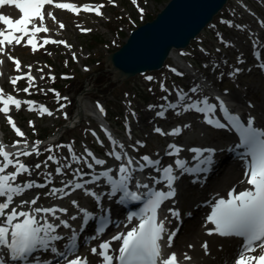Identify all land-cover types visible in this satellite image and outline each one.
<instances>
[{
  "label": "snow or ice",
  "instance_id": "1",
  "mask_svg": "<svg viewBox=\"0 0 264 264\" xmlns=\"http://www.w3.org/2000/svg\"><path fill=\"white\" fill-rule=\"evenodd\" d=\"M111 2V0H110ZM135 3V0H133ZM54 0H0V55H6L7 59L15 64L17 71H21V62L9 54V49L16 45H21L22 41L27 38L24 46H31V50L35 53L38 50L34 38L39 33H48L49 29L45 25V17H50L55 21L52 11H47L46 5H52ZM4 5L12 6L18 11V18H13L11 15L4 14L2 7ZM104 5H84L82 10L95 11L97 16H102L101 9ZM56 9H66L68 11L79 14L81 8L71 3H55ZM141 13L143 9H140ZM261 27H264V21H261ZM230 27L233 25L230 23ZM59 27L63 29L64 24ZM235 28L243 30L244 26L236 24ZM85 31H90L85 30ZM222 39V38H221ZM46 44H65V41L45 38L43 47ZM71 47L70 45H66ZM225 46H231L225 42ZM254 49L264 45H259V42L254 43ZM219 51V49H217ZM254 59L257 61V67L264 71V60H262L261 51L253 52ZM73 59L75 55L73 54ZM4 61L0 60V64ZM237 63L243 64L244 61L237 58ZM216 65H214L215 67ZM28 73L25 74L29 82L28 87L22 89L24 93L31 94L30 88L36 87L35 77L31 75V65H28ZM242 69L235 68L227 75L234 77L241 72ZM43 72V69H38ZM175 72L176 70L173 69ZM183 75V73H177ZM223 75V73L221 74ZM24 76H15L11 78L10 83L15 91L17 81L23 79ZM41 80L44 79L42 75ZM151 80V77H148ZM161 91L168 92V89L163 83L160 85ZM43 92V89H39ZM48 91H54L49 89ZM176 101H169L168 96H163L161 99L165 102L160 105H149V109L159 108L156 116L164 119L166 112L173 111L176 116L182 113L195 112L203 116L204 123L216 129L230 128L239 136V143L233 149H243L238 153V158L244 163V179L241 184H247L249 187L237 192L235 187L227 193V198H218L212 204L211 212L206 217V223H210L213 227L207 229V235L216 234L224 238H240L241 243L238 245L236 255L232 264H264V129L255 126V117H249L246 123L241 122V118L233 114L226 104V101L219 95L214 97V102H210L207 95L200 96L204 91L200 85L191 87L187 92L183 89H175ZM227 91V90H226ZM226 94V92H225ZM57 100L67 99L61 98L58 93L55 94ZM193 96L198 98L193 99ZM36 102L31 100L21 101L11 94L5 95L4 90L0 88V113L7 118V124L12 127L17 137L22 138L16 140L11 145L15 151L7 150V146L0 143V264H52V260L56 259L57 264H89L87 257L78 255V238L80 232L85 230V226L97 216L89 212L86 208L81 207L76 199H71V205L78 210L77 214L68 216V209L53 204L49 207L36 206L40 200V195L37 194L31 199H24L25 193L36 188H48L44 192L45 197H55L59 201L65 198L72 197L74 193L82 191L85 196L92 197L98 208H102L103 222L95 228V234L86 238L91 240L100 239L105 233L108 223L110 210L103 208L101 199L105 193H97L93 187H99L100 182L109 187L106 193L109 199L120 194L117 203L124 204L125 202H143V206L138 212H131L127 215L126 232H118L108 240H101L97 247L91 248V254L100 259V264H180L175 252L165 256L163 251L164 244L162 241L166 239V247H173V239L176 231L169 232L166 227V222L169 221V215L175 220H180V212L174 207L167 208V214L163 219L160 218L162 205L166 201H173L176 196V188L174 187L180 176L185 173H201L207 172L214 160V149L190 148L189 152L194 153L192 160L197 163L189 166L185 159H175L173 164L162 166L160 159H152L148 155L141 156L138 160H134L127 151L125 146L119 143L112 134L104 129L105 135L108 137L110 144L113 146L107 156L120 162L118 169L115 170V177L111 174L114 169L112 167L105 168L107 161L102 158H97L95 154L88 148L84 149L82 155H77L71 144L56 145L57 149L66 148L70 161L61 163L55 155H48L43 166L48 167L47 162L51 161L58 165L55 168V175L62 177L60 187H49L53 185V173L48 172L44 176V183H37L36 180H26L23 183H18V177L27 174L31 176L35 170L41 169L42 165L37 163L33 166L21 160V157L39 156L40 141H35L29 145L27 139H24L25 133L13 121L9 115L11 109L21 110L22 104H26L28 111H35L33 105ZM100 112L103 113V108L97 105ZM61 109L65 105H60ZM179 109V111L177 110ZM39 114L43 116L47 114L52 116L53 113L44 106L39 107ZM135 117V113H132ZM220 117L224 122H221ZM29 126L34 127L32 121H29ZM191 125L184 124L182 127L177 126L169 132H165L160 127H154L153 131L162 136H180L184 129L190 128ZM129 133L130 129H126ZM96 135L95 132L92 133ZM136 145L144 147L141 141H136ZM136 145H133L135 150ZM167 156H179L183 149L176 144H169ZM119 149V150H117ZM44 151L53 152L50 146ZM69 157L65 159L68 160ZM83 164L84 168L73 167V165ZM100 169L97 171L96 168ZM12 168L13 171H8ZM71 169L68 173L65 170ZM146 169H152L158 175L150 176L151 185L142 183L136 179V173H143ZM179 171V175L175 171ZM70 175L71 178H67ZM135 181L136 189L145 191L130 190V184ZM195 182V181H194ZM162 187H157L161 186ZM166 189V190H165ZM16 198H20L18 203H15ZM68 216V219L62 217ZM82 217V222L79 230L73 227L70 221H75ZM133 220L138 221L132 224ZM58 222V223H57ZM132 224L131 227H128ZM69 230V235L59 233V229ZM119 242L118 254H114L113 242ZM62 243V247H58V243ZM194 246L188 245L191 249ZM201 247L204 250V255L208 256L209 244L203 242ZM50 254L51 258H44ZM193 257L187 252L184 253L185 261H192Z\"/></svg>",
  "mask_w": 264,
  "mask_h": 264
},
{
  "label": "rangeland",
  "instance_id": "2",
  "mask_svg": "<svg viewBox=\"0 0 264 264\" xmlns=\"http://www.w3.org/2000/svg\"><path fill=\"white\" fill-rule=\"evenodd\" d=\"M74 1L80 4L85 2L94 5H104L101 9L102 16L84 13L72 15L67 12L53 11L57 14L55 18L58 19V22L64 24L65 28L59 31V25L54 23L55 27H49L51 28V33L45 34V36L41 35V44H43L45 38L52 36L55 40L65 41L66 45L71 47H67L65 44H46L33 53L31 48H27L23 44L16 45L8 51L10 55L21 62V71H17L15 64L10 60L7 63L9 67H6L4 63L2 64L4 65V80L3 84L0 83V88L4 90L5 95L11 94L21 101L36 99V103L33 105L36 109L35 111H28V106L22 104L21 110L17 111L13 107L9 113L17 127L25 133L24 139H27L28 143L41 142V154L39 156L21 157L23 162L31 161L30 165L33 167L35 164L40 163L42 165L41 169L35 170L31 176L25 174L18 177L17 182L23 183L31 179L36 180L37 183H44L45 174L52 172L53 185L49 187H60L62 177L55 175V168L58 165L48 161V167L45 168L43 164L48 155H55L61 163L71 162L67 149H57L56 145L71 144L77 155H82L85 148L93 151L86 145V141L88 143L96 141L92 133L96 131L97 122L91 118V108H98L97 105L107 109L105 115L108 119L111 118V124H113L119 135L122 134L128 142L130 140L132 145H136V141H141L144 144L141 150L136 151L140 152V154L159 155L163 148H167V145L171 143H180L178 144L179 146L186 147L190 143L208 141L209 134L206 132L199 114L189 112L176 116L172 111H168L165 118L161 119L156 116V112L160 110L159 108L149 109V105L165 103L161 99L163 96H168L169 100L174 102L175 89H178L181 84L195 83L188 76L189 73L186 70L179 72L183 73L182 77L174 73L173 69L176 64L174 59L168 58L161 70L145 72L129 78L116 77L106 60L107 55L124 42L135 25H140L153 18L168 0H135V3L133 0H111V2L110 0ZM248 1L255 4L256 12L259 14L261 8L256 3L264 5V0ZM140 9H143L142 13ZM223 12L226 14L228 11L224 9ZM244 18L252 23L251 30L253 32L262 29L256 23L255 18ZM214 19L217 21L216 17ZM214 28L223 32L225 37L220 39L217 35L218 31ZM89 29L90 31H85ZM230 35L229 28L223 26V23L222 25L218 23V25H213L204 30L191 43V47L186 49V52L183 49L175 50V52L181 59L186 57L189 62L193 60L201 64L197 65V68L205 75H208L214 86L234 93L237 86L233 77H228L221 81L225 78V74L230 72L232 63L235 60L234 55L228 56L231 47L237 46L239 48L238 45H241L240 49L250 60L251 49H246L249 41L245 35L238 34L243 40V44L240 39ZM254 36L253 41H255L254 39H256L257 35L255 34ZM225 42H228L231 46L226 47ZM199 45H202V49L200 48L201 46L198 47ZM73 54L75 59H73ZM217 60L220 62H217ZM28 65L32 66L31 75L36 78L34 82L36 87L29 89L30 95L22 91V89L28 87L27 78L24 77L17 81L16 88L21 90L19 92L15 91L10 83L11 78L26 74L29 71ZM214 65L216 66L214 67ZM38 69H43V72L38 71ZM222 73L223 75H221ZM42 75L44 76L43 80L40 79ZM148 77L152 79L149 80ZM238 81L243 83L244 88L248 87L250 93L247 96L250 99H253L256 94L264 96V83L258 81L255 75L241 76ZM161 83L165 85L168 92L161 91ZM53 84L61 85L59 87L61 91L57 92L56 89L48 91ZM39 89L44 91L41 92ZM59 92H62L67 99L62 101L53 99V97H56L55 94H59ZM245 92L244 89L241 90L242 94H245ZM78 99L88 109H85L84 115L79 121L70 123L71 120H74ZM40 102L42 106L47 107L53 113L52 116L47 114L41 116L39 114V107L37 106ZM62 104L65 107L61 109L60 105ZM177 110L179 111V109ZM132 113H135V117H133ZM29 121H32L34 127L29 126ZM119 123L125 129L115 127V124ZM0 124L3 127L2 139L7 142L22 139L15 135L12 127L7 124L6 116L2 113H0ZM184 124H189L191 127L184 129L179 136L182 141H178V136H162L153 131V128L158 126L165 132H169L171 129L177 126L182 127ZM126 129H130V138ZM55 134L56 136H54ZM41 137L45 139L40 140L43 139ZM126 140L124 141L127 142ZM1 142L2 140H0ZM50 146L53 148L52 153L44 151ZM133 152H135L134 149ZM66 157H69V159L66 160ZM73 167L86 168L83 164H74ZM10 169L13 171L12 168H9L8 171ZM65 171L70 173L71 169H66ZM67 178H71L70 175ZM47 191L48 188L32 189L25 193L23 198L31 199L39 194L40 200L36 206L49 207L57 204L67 208L68 215L75 211V208L71 205V199H77L80 205L84 202L88 203V199H91L85 196L82 191H78L72 197L59 201L55 197H45L43 193Z\"/></svg>",
  "mask_w": 264,
  "mask_h": 264
},
{
  "label": "water",
  "instance_id": "3",
  "mask_svg": "<svg viewBox=\"0 0 264 264\" xmlns=\"http://www.w3.org/2000/svg\"><path fill=\"white\" fill-rule=\"evenodd\" d=\"M228 0H168L156 16L131 30L107 55L116 77L160 69L172 49L189 45Z\"/></svg>",
  "mask_w": 264,
  "mask_h": 264
},
{
  "label": "bare ground",
  "instance_id": "4",
  "mask_svg": "<svg viewBox=\"0 0 264 264\" xmlns=\"http://www.w3.org/2000/svg\"><path fill=\"white\" fill-rule=\"evenodd\" d=\"M46 9H50V6H46ZM53 8V7H52ZM51 10V9H50ZM54 10H59L56 8H53ZM2 11L4 12V14H8V15H14V16H19L18 11H16L12 6H8V5H4L2 7ZM63 12H65L64 10H61ZM53 15L55 17V12H53ZM257 21H261L260 19L256 18ZM60 25L61 23L58 22V19L55 18V21L50 18V17H45V24L47 25V28L49 29V31H51V28L49 27H55V24ZM0 27H2V25H0ZM65 28V27H64ZM61 30V28L59 29V31ZM42 35H44V33H41ZM256 36V41H258L260 39V35H259V31L254 32V35ZM255 37V36H254ZM264 43V40L261 41V44ZM168 58H174L175 62L177 65H180L182 69L185 68L186 71H188L190 74H193L192 76L198 80L199 85L205 89L208 90L210 92V99L214 100V97L219 95L221 96L226 102L227 104L233 106L235 104V97H232L230 94H228L226 91H221L218 90L216 88H214L212 85L207 86L209 83H207V80L205 78H201V76H199V72L193 70L191 67L186 66L185 64H183L181 62V60L179 59V57L177 56V54L175 53V49H172V51L170 52V54L168 55ZM0 60L4 61L5 66H8V59L6 55H0ZM3 66L2 64H0V83L3 84V80H4V73H3ZM9 67V66H8ZM204 76V75H203ZM226 92V94H225ZM248 93V92H247ZM254 98H258L256 99V107L253 109L249 108L248 106H246L243 103H240L239 107L243 108L245 110H248L250 113V115L257 117L258 119H264V96H261L259 94H256L254 96ZM212 102V101H211ZM235 103L237 104V102L235 101ZM85 109H88L87 106L83 105L82 102L80 101V99L77 100V108L74 114V120H71L70 123L74 122V121H79L82 118V115H84ZM95 109V110H94ZM91 108L92 111V115H94L96 117V119L100 122H102L103 116L102 113L100 112L99 108ZM253 113L255 115H253ZM251 116V117H252ZM105 119V117H104ZM106 120V119H105ZM107 122V121H106ZM203 126H204V121L202 122ZM108 124V122H107ZM109 125V124H108ZM204 128V127H203ZM3 132V127L0 124V138H1V133ZM244 179L241 175L238 174L237 168H233L231 175L228 176L227 174L223 175L221 177V180L218 182V186L219 188H223L225 186H232V187H238L239 189H242L244 187L247 186V184H241L240 181ZM103 197H106L107 200V204L106 207L109 205V198L107 197V195H103ZM102 200V199H101ZM15 203H18L17 200L15 201ZM103 206V205H102ZM104 207V206H103ZM169 207H174V203H171L167 206V208ZM166 208V210H167ZM164 210V214H163V218L165 215L167 214V211ZM95 211V209H94ZM92 212V211H91ZM172 217L169 215V220L171 221ZM170 222H166V227L169 226ZM207 229L202 226V222L199 223H193L189 232L184 236L185 238L183 239L182 244L183 246L180 244H176L174 245L169 252H175L177 254L178 260L180 261L181 264H217L221 261V259L223 258V250H221L220 248V243L217 242V236L215 235H207ZM225 240V239H223ZM186 244H184L185 242ZM207 241L209 244V255L205 256L204 255V250L201 247V245L203 244V242ZM228 239L225 240V242L227 243ZM192 244L194 247L189 249L188 245ZM164 247L166 248V244L164 243ZM187 252L189 255H191L193 257L192 261H185L184 260V253Z\"/></svg>",
  "mask_w": 264,
  "mask_h": 264
}]
</instances>
